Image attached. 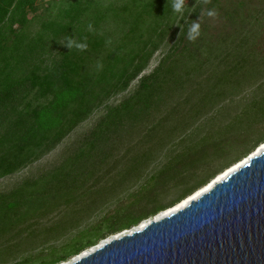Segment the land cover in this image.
Masks as SVG:
<instances>
[{"label": "trees", "instance_id": "obj_1", "mask_svg": "<svg viewBox=\"0 0 264 264\" xmlns=\"http://www.w3.org/2000/svg\"><path fill=\"white\" fill-rule=\"evenodd\" d=\"M37 1L0 0V176L48 152L94 108L123 91L168 32L175 41L129 95L106 104L86 134L91 137L85 147L49 169L42 182L30 177L0 192V213L7 217L0 220L3 232L23 217L84 193L85 180L107 162L123 157L122 175L143 177L111 210L58 249L52 247L50 256L38 252L41 259L35 264L65 260L108 233L176 204L264 142V91L246 100L226 123L216 122L221 108H214L217 100L244 89L242 78L233 74L243 66L242 56L253 53L245 44V24L255 18L247 3L255 0H236L230 7L225 0H211L206 7L217 4L224 30L205 38L207 27L198 21L195 41L187 37L197 21V5L181 16L174 13L173 0H45L42 12ZM236 22L242 27L236 28ZM202 45L215 57H199ZM184 51L192 59L189 71L202 75L205 70L203 77L196 78L197 72L184 77L187 72L179 71L176 56ZM236 52L239 57L231 60ZM249 73L242 75L250 79ZM188 77L195 86L184 95ZM59 197H64L61 203Z\"/></svg>", "mask_w": 264, "mask_h": 264}, {"label": "rangeland", "instance_id": "obj_2", "mask_svg": "<svg viewBox=\"0 0 264 264\" xmlns=\"http://www.w3.org/2000/svg\"><path fill=\"white\" fill-rule=\"evenodd\" d=\"M255 1V4L254 1L253 4L247 2L249 3L248 9L249 11L252 10L255 14V18H251L250 21L246 20L247 24L244 23L246 32H249L245 44L247 43L246 47L248 46V49L253 53L248 54L247 56L244 54L242 56L243 60L241 61L243 62V66L235 69L236 72L233 74L234 78H242L241 82H243L244 89L240 92H236L234 95L227 96L223 100H217L215 102L214 108L217 109V111L221 108L220 114L217 115L219 119H217V121L215 120L219 123H226L229 121L231 118L230 115L239 110L245 104L246 100L250 99L255 93L259 95L264 91V0ZM225 2V5L230 7L235 4L236 0H225ZM37 3L39 5L37 11L42 12L43 6H45V0H38ZM196 5L198 10L196 11L194 18H196L197 22L200 21L203 26L207 27L205 29V38L210 35H215L217 32L221 31V28L224 30V27H221L224 17L220 14L218 7L215 6L217 5L216 3H211L209 6L212 7L208 9L206 7L207 4H204L202 0H186L184 9L187 14L193 12ZM212 9H215L218 12V16L215 18L209 17L206 14L208 10ZM240 26V22L235 23L236 28H241L242 26ZM169 34L170 33L168 32L165 41H163V45L154 51L145 67L129 81L127 87L123 91L110 95L105 103L94 108L85 119L79 121L48 152L25 164V166L0 176V192H9L13 187L22 184L25 179L30 177H34L35 179H38V182H42L41 176L47 174L49 169L56 167L55 165L63 163L62 161L66 159V156L73 153L78 146L85 147L87 145V138L91 137V135L86 134L93 129L96 122L105 112L106 104H108V102L113 104L118 103L125 95H129L138 86L140 77L143 74L150 72L158 63L164 53L163 50L173 44L175 37H171ZM204 47L205 46L202 45L200 49H198V56L211 59L214 58L215 56L213 52L211 54L208 52L207 54V50H205ZM176 57L179 60V71L187 72L184 77H193L196 74V78H200L205 75V70L202 72V75H198L197 71H189L192 59L187 51H184L183 54H179ZM238 57L239 54L236 52L232 55L231 60ZM208 61L203 63V68L207 66ZM208 68H210V66H208ZM243 73H249L248 76L253 75V77L247 79L248 77L246 75V77L243 76ZM192 77L191 79L188 77L187 81L184 82L186 86V88H184V95H186L187 91L190 89L189 86H195L192 82ZM232 83H234V81H232ZM228 84L230 83L226 81V86H228ZM231 87L232 86H230V88ZM194 96L195 95L192 96V99H194ZM207 115H209V113L201 115V117H199L200 119L197 118V121ZM216 122H213L214 125H216ZM257 136L260 137V134ZM102 137L103 135L97 140V145L102 144ZM254 137L256 136L254 135ZM124 149L125 143H123L121 147L122 151ZM121 150H119L120 153H122ZM154 163H149L145 171H151ZM123 169V157H120L117 162L114 163L112 161L107 162L104 165H101L100 168L95 169L94 174L85 180L83 183L85 185L84 188L80 189L84 190V193H77L75 198L67 203L59 205L55 204V207L51 208V210L46 211L43 209L37 214H32L25 218L23 217L21 220H17L12 225L5 227L4 231L0 232V264H35L41 259V257H38V252L42 255H49L52 247L58 249L61 244L68 242L69 239L77 233V230L83 228L85 225L99 218L105 212L111 210L118 199H124L128 192L137 188L139 183L143 180V177L134 180L135 177L133 176L129 178L122 175L121 171H123ZM172 196L173 194L168 195L165 200L170 199ZM63 198L64 197H59L56 202L61 203L59 200L62 201ZM50 202L54 203L52 200L49 202L44 201V203ZM161 212L162 210L155 213V217ZM152 216L153 214L144 218V220ZM0 220H7L6 215H3L2 211L0 213ZM77 224H79V226H76ZM137 225H140V222L131 225L128 228L108 233L105 237L98 239L96 243L87 246L80 252H83L88 248L90 249L92 246H96L99 242L107 240L114 235L116 236L117 234ZM83 240H85V238ZM80 252L68 255L65 260L54 262L52 264H63L72 258H75L77 254H81ZM49 256H47V258H49Z\"/></svg>", "mask_w": 264, "mask_h": 264}, {"label": "water", "instance_id": "obj_3", "mask_svg": "<svg viewBox=\"0 0 264 264\" xmlns=\"http://www.w3.org/2000/svg\"><path fill=\"white\" fill-rule=\"evenodd\" d=\"M243 158L183 206L64 264H264V148Z\"/></svg>", "mask_w": 264, "mask_h": 264}, {"label": "bare ground", "instance_id": "obj_4", "mask_svg": "<svg viewBox=\"0 0 264 264\" xmlns=\"http://www.w3.org/2000/svg\"><path fill=\"white\" fill-rule=\"evenodd\" d=\"M264 148V142H262L260 145H258L250 154H253L255 152H260V150H262ZM242 161H238L232 165H230L229 167H227L226 169L222 170L220 173H218L216 176H214L212 179H210L206 184H204L203 186H201L200 188L196 189L194 192H192L191 194H189L188 196L184 197L181 201L177 202L176 204H174L173 206H170L164 210H162L161 213H159L157 216H160V214H165V213H168L172 210H175L177 208H179L180 206H183L184 204H186L188 202V200L192 197H196L198 196V194L200 192H202L203 190H206L207 188H209L214 182L215 180H219L221 179L222 177L226 176V174L232 170L233 168L237 167L239 164H241L244 160H246V158H243L241 159ZM156 216V217H157ZM146 220H143L140 222V225H143V223L145 222ZM119 234H117L116 236H118ZM95 248V246H92L90 249H85L82 253H85L87 252L88 250H91ZM78 256V255H77ZM76 258V257H75ZM64 264V263H63Z\"/></svg>", "mask_w": 264, "mask_h": 264}, {"label": "clouds", "instance_id": "obj_5", "mask_svg": "<svg viewBox=\"0 0 264 264\" xmlns=\"http://www.w3.org/2000/svg\"><path fill=\"white\" fill-rule=\"evenodd\" d=\"M204 4H208L211 0H202ZM186 0H173L172 8L174 13H179L183 16L184 8H185ZM207 16L215 18L218 16V12L215 9L208 10ZM200 35V24L197 21H193L189 27L188 31V39L189 41H195ZM68 47H71V43H69Z\"/></svg>", "mask_w": 264, "mask_h": 264}, {"label": "crops", "instance_id": "obj_6", "mask_svg": "<svg viewBox=\"0 0 264 264\" xmlns=\"http://www.w3.org/2000/svg\"><path fill=\"white\" fill-rule=\"evenodd\" d=\"M2 155V154H1ZM7 174V173H6Z\"/></svg>", "mask_w": 264, "mask_h": 264}]
</instances>
